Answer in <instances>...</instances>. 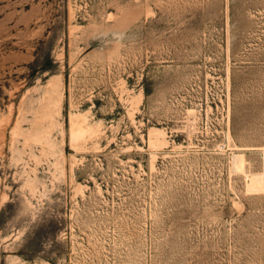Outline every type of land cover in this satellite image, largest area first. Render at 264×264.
<instances>
[{
    "label": "rangeland",
    "instance_id": "374dc122",
    "mask_svg": "<svg viewBox=\"0 0 264 264\" xmlns=\"http://www.w3.org/2000/svg\"><path fill=\"white\" fill-rule=\"evenodd\" d=\"M0 264H264V0H0Z\"/></svg>",
    "mask_w": 264,
    "mask_h": 264
},
{
    "label": "bare ground",
    "instance_id": "6f19581e",
    "mask_svg": "<svg viewBox=\"0 0 264 264\" xmlns=\"http://www.w3.org/2000/svg\"><path fill=\"white\" fill-rule=\"evenodd\" d=\"M159 135V134H158Z\"/></svg>",
    "mask_w": 264,
    "mask_h": 264
}]
</instances>
